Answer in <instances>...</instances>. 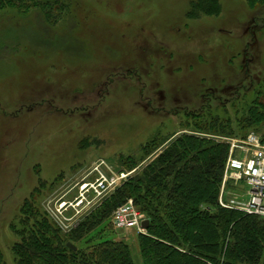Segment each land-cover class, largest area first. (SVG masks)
<instances>
[{
    "label": "rangeland",
    "instance_id": "obj_1",
    "mask_svg": "<svg viewBox=\"0 0 264 264\" xmlns=\"http://www.w3.org/2000/svg\"><path fill=\"white\" fill-rule=\"evenodd\" d=\"M45 3L0 10L6 264H17L13 248L28 204L68 236L115 195L123 184L101 198L84 194L97 165L129 180L183 136L227 144L230 154L228 141L264 135L240 126L264 103V0H39ZM199 114L203 123L210 115L230 121L233 135L200 133L191 117ZM224 179L220 199L242 206L248 187ZM113 215L74 246L108 238L142 264L138 241L146 233L117 229Z\"/></svg>",
    "mask_w": 264,
    "mask_h": 264
},
{
    "label": "trees",
    "instance_id": "obj_2",
    "mask_svg": "<svg viewBox=\"0 0 264 264\" xmlns=\"http://www.w3.org/2000/svg\"><path fill=\"white\" fill-rule=\"evenodd\" d=\"M49 6L39 5V0H0V10L27 12ZM253 106L240 123L242 131L264 132V103ZM191 117L195 121L205 118L203 114ZM198 122L195 127L200 133L233 135L230 121L221 122L210 115L209 122ZM228 156L227 144L183 136L125 181L99 211L68 236L28 204L19 233L22 239L13 248L17 264H136L128 245L108 238L88 240L85 245L92 246L86 250L68 247L87 239L128 199H133L150 222L147 234L140 235L138 241L142 264H264V218L220 205ZM0 264H6L2 253Z\"/></svg>",
    "mask_w": 264,
    "mask_h": 264
},
{
    "label": "built area",
    "instance_id": "obj_3",
    "mask_svg": "<svg viewBox=\"0 0 264 264\" xmlns=\"http://www.w3.org/2000/svg\"><path fill=\"white\" fill-rule=\"evenodd\" d=\"M230 154L224 172V185L230 179L245 184L249 191L246 202L240 207H232L220 199V205L226 209L239 210L246 215L264 218V140L257 134H250L246 139H232ZM106 164L101 163L94 168L98 178L95 183L83 187L84 194L92 193L101 198L122 185L129 175L124 173H106ZM108 168V167H107ZM84 197V195H83ZM80 202L77 205H81ZM145 216L136 208L133 201L121 205L113 215L115 227L120 230H136L139 234L146 233L143 229Z\"/></svg>",
    "mask_w": 264,
    "mask_h": 264
},
{
    "label": "water",
    "instance_id": "obj_4",
    "mask_svg": "<svg viewBox=\"0 0 264 264\" xmlns=\"http://www.w3.org/2000/svg\"><path fill=\"white\" fill-rule=\"evenodd\" d=\"M149 225H150V222H149L148 220H146V221L143 223V228H144V229H148V228H149ZM68 247H69L70 249L74 250V251L77 250V248H76L74 245H72L71 243L68 244Z\"/></svg>",
    "mask_w": 264,
    "mask_h": 264
}]
</instances>
